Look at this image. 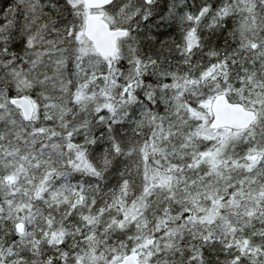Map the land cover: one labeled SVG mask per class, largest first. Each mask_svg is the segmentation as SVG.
I'll list each match as a JSON object with an SVG mask.
<instances>
[{"label": "snow or ice", "instance_id": "obj_1", "mask_svg": "<svg viewBox=\"0 0 264 264\" xmlns=\"http://www.w3.org/2000/svg\"><path fill=\"white\" fill-rule=\"evenodd\" d=\"M0 264H264V0H0Z\"/></svg>", "mask_w": 264, "mask_h": 264}]
</instances>
